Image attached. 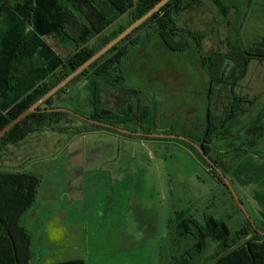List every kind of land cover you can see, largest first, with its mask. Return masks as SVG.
I'll return each mask as SVG.
<instances>
[{"label":"rangeland","instance_id":"374dc122","mask_svg":"<svg viewBox=\"0 0 264 264\" xmlns=\"http://www.w3.org/2000/svg\"><path fill=\"white\" fill-rule=\"evenodd\" d=\"M91 1L106 13L112 23L104 34L126 21L127 15H118L104 0ZM132 1L135 3L138 0ZM220 2L223 10H218L211 0H202L175 17L177 26L209 32L202 41V55L216 51L226 53L238 40L244 49L260 52L259 48L264 43V0ZM74 33L71 35L75 36ZM100 37L102 35L92 37L87 47L97 46ZM41 39L62 59L76 51L70 40L53 35L42 36ZM13 44L9 42L8 46ZM17 54L22 71L25 70L35 84L42 83L47 75L32 74L26 49L18 50ZM136 55L135 64L128 67L126 81L118 86L133 88L138 94L126 95L111 87L102 92L105 105L115 111L129 105L135 116H140L144 109L148 121L142 125L155 133L198 137L205 119L208 74L195 49L173 53L152 40ZM87 85V79L72 82L66 95L53 99V107L89 115ZM233 91L245 101L240 104L242 112L234 131L242 124L243 133L245 126L250 133L258 132L264 126V60L251 59ZM227 95L226 87L213 88L210 108L215 115L228 112L230 101L226 99ZM56 126L65 130L49 132V128L39 127L34 131L37 133H30L40 134L39 144L36 142L39 150L35 152L38 157L34 159V171L41 181L38 201L43 202V209L51 205L71 209L73 225L78 228L75 230L78 237L74 235L68 241L66 236L62 242L63 239L55 236L60 235V228L48 221L49 224L42 227L46 229L45 232L50 229L55 243L62 242L66 248L71 246L72 249L83 244L90 252V247L123 234H126L125 241L133 235L138 244L154 243L163 235L167 218L172 226L183 213L188 215L200 209V217L212 212H215V217H223L224 211H232V202L225 189L216 184L207 168L175 139L127 138L108 131L76 134L74 130H84V126L74 118L62 119ZM125 128L137 129L133 124H127ZM36 138L33 140L37 141ZM58 139H61L59 148H54ZM1 149L0 158L9 156L4 146ZM14 151L16 155H24L19 149ZM256 151L258 155L253 157V161L261 164L263 160L259 157L264 154V132ZM240 177L238 182H235V178L234 185L244 206L249 213H264L263 205L255 196V192L264 194V186L248 183L245 174ZM145 213L153 218L157 216V233L148 232ZM32 231L35 239L38 238L39 230L32 227ZM117 231L120 233L117 234ZM168 233L171 235L170 229ZM160 241L164 258L165 251L170 252V242L169 238H161Z\"/></svg>","mask_w":264,"mask_h":264},{"label":"trees","instance_id":"16d2710c","mask_svg":"<svg viewBox=\"0 0 264 264\" xmlns=\"http://www.w3.org/2000/svg\"><path fill=\"white\" fill-rule=\"evenodd\" d=\"M104 1L118 15H127L126 21L107 34L104 33L112 23L106 13L98 9L91 0H0V130L159 0H138L135 3L132 0ZM201 1L171 0L167 3L158 13L152 15L83 73L46 100L38 107L36 113L28 115L7 131L0 138V153L3 151L2 146L17 145L39 127L62 132L65 128L56 126L60 120L74 118L81 121L62 111L43 112L45 109L58 108L53 107V99L66 95L72 82L77 83L80 79L88 81L90 105L89 115L79 113L80 115L124 129L127 124H133L137 128L131 130L133 132H154L153 129L142 125L148 121L144 109L140 116H135L129 105L115 111L105 105L102 92L112 87L126 95L138 94L133 88L118 85L126 81L128 67L135 64L139 50H144L148 43L156 40L164 49L173 53L195 49L207 70V102L202 132L198 137L185 135L184 137L204 150L208 159L230 181L235 192L234 180L236 178L235 182L240 181L243 174L246 175L248 183L264 186V154L259 157L263 163L257 164L253 161V157L258 155L256 146L261 141L264 126L259 128L258 132L252 133L245 126L247 131L243 133L244 128L240 124L234 131L242 112L240 104L245 101L238 98L233 91L236 82L244 76L248 62L251 59L264 60V43L261 44L258 53L244 49L238 40L234 41L232 49L226 53L216 51L202 55V41L209 32L181 29L177 26L175 18ZM211 1L218 10L224 7L223 5L221 7L220 0ZM73 32L75 36L71 35ZM50 35L70 40L75 47V53L62 59L41 39L42 36ZM100 35L102 37L99 38L97 46L87 47L92 37ZM9 42L14 44L9 47ZM24 48L31 61L32 74L47 75L42 83L35 84L25 70L22 71L23 66L20 67L18 63L17 53ZM215 86L228 89L226 99L230 102L228 112L224 115H215L210 108ZM66 99L71 100L70 97ZM81 123L84 130L76 129L74 130L76 134L86 131H108L127 138L148 139L123 135L84 121ZM175 141L185 146L207 168L214 182L225 189L232 202V212L241 219V225L234 230L227 226L225 220L227 218L224 216L215 217L206 213L199 221L190 217L180 220L176 228L180 236L192 237L194 243L191 253L203 255L208 243H216L218 250L212 257L215 258L214 261L209 264H264V236L253 229L235 204L227 187L198 151L184 141L177 139ZM38 185L39 179L31 173L0 172V264H30V235L20 227L19 220L34 202ZM255 196L264 207L263 192H255ZM239 200L244 206L243 201L240 198ZM245 209L256 228L264 232V213L254 218L246 207ZM60 264L83 262L77 260Z\"/></svg>","mask_w":264,"mask_h":264},{"label":"crops","instance_id":"0c3cea01","mask_svg":"<svg viewBox=\"0 0 264 264\" xmlns=\"http://www.w3.org/2000/svg\"><path fill=\"white\" fill-rule=\"evenodd\" d=\"M54 132V131H49ZM37 133V132H34ZM40 134H29L24 140L20 141L17 145H6L4 149L9 153V156L5 158H0V172L2 173H31L35 175L38 179L37 172L34 170L35 162L34 159L38 157L35 153L39 150V136ZM115 135V134H112ZM38 137V138H36ZM119 137V136H118ZM33 138L38 139L34 141ZM37 142V143H36ZM56 145L53 147H58L61 139L55 140ZM19 149L23 156L16 155L14 149ZM7 154V153H6ZM36 167V166H35ZM42 179V178H41ZM37 187L36 197L32 205L21 215L19 220V225L30 235V264H60L64 262L81 260L83 264H209L214 261V255L218 250L216 243H208V246L203 255L191 253L193 248V240L191 236H180L176 228V224L184 218H192L199 221L201 212L200 209L197 212H192L191 214L185 215L184 213L177 219V221L171 226L168 218L165 220V231L163 235L159 238L157 242H144L138 244L135 236L130 235L129 240L125 241L124 236L110 238L108 242L102 241L92 247L90 250L86 249V245H79L81 247L75 246L65 247L64 238L68 236V241L70 237H76L75 232L78 229L73 225L72 217L73 212L70 209L62 208V206L51 205L48 209H43V202L38 201V189ZM66 197V196H63ZM68 197V196H67ZM86 199V198H85ZM148 212V211H147ZM207 213V214H214ZM262 212H251L250 214L254 218H258ZM145 213L147 218L148 232H158L159 223L157 221V216L153 218ZM43 217V218H42ZM224 217H226V224L231 229H236L241 225V219L234 214L231 210L224 211ZM55 220V221H54ZM52 221L55 227H59V234L55 235L57 238L63 239L62 242H53V238L50 233V229L45 232V228L42 225H48ZM167 222V223H166ZM229 222L231 226H229ZM39 230L40 235L35 239L34 231ZM43 229V231L41 230ZM115 230V228H112ZM168 229H170L171 235H168ZM41 230V231H40ZM115 234V232H112ZM120 232L117 231V234ZM83 237V234H81ZM114 236V235H112ZM169 238L170 252L165 251L166 255L164 258L162 255L164 252L160 239ZM121 240V241H120ZM123 242H127L124 244ZM88 248V247H87ZM169 248V247H168ZM167 248V249H168ZM76 249L74 252L72 250ZM91 255V256H90ZM212 258V259H211Z\"/></svg>","mask_w":264,"mask_h":264},{"label":"water","instance_id":"95a60500","mask_svg":"<svg viewBox=\"0 0 264 264\" xmlns=\"http://www.w3.org/2000/svg\"><path fill=\"white\" fill-rule=\"evenodd\" d=\"M171 0H159L156 2L150 9H148L145 13L139 16L137 19L132 21L124 30L118 33L115 37L109 40L105 45H103L99 50L93 53L90 57H88L83 63H81L78 67L71 70L62 80H60L56 85H54L51 89H49L46 93H44L41 97H39L33 104H31L25 111L20 113L16 118L12 119L6 126H4L0 130V138L9 131L13 126L18 124L21 120L27 117L30 114L36 113L38 107H40L46 100L54 96L59 90L64 88L67 84H69L74 78L83 73L91 64L104 56L110 49H112L115 45L121 42L124 38H126L129 34H131L134 30L140 27L145 21H147L152 15L158 13L167 3ZM66 112L74 117L78 118L81 121L87 122L89 124L101 126L104 128L112 129L120 134L133 136V137H146V138H164V139H177L180 141H184L190 145H192L200 154V156L206 161V163L217 173L221 182L227 187L230 192L235 204L242 212L243 216L250 222L253 229H255L260 235L264 236V232L260 231L254 225L252 219L250 218L248 212L243 206L242 202L239 200L236 192L234 191L230 181L227 177L222 173V171L205 155L204 150L199 147L192 140L178 135L172 134H163V133H144V132H133L131 130H127L124 128H120L111 124H107L105 122H100L96 120H92L88 117L82 116L77 112H74L65 108H53V109H45L43 112Z\"/></svg>","mask_w":264,"mask_h":264}]
</instances>
